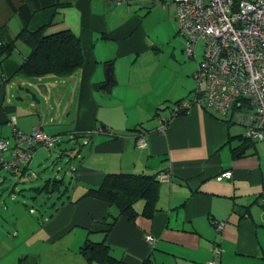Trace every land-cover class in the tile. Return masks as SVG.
Segmentation results:
<instances>
[{"label":"crops","instance_id":"0c3cea01","mask_svg":"<svg viewBox=\"0 0 264 264\" xmlns=\"http://www.w3.org/2000/svg\"><path fill=\"white\" fill-rule=\"evenodd\" d=\"M38 1L43 9L34 14L33 27L54 20L52 31L72 30L81 40L84 64L65 77L11 78L29 53L21 45L20 52L0 65V139L15 144L16 132L30 133L37 127L60 141L80 133L88 136L79 138L82 144L65 175L44 172L31 181L41 186L50 178L70 177L77 182L75 192L67 194L73 201L88 187L98 186L108 173L166 175L167 180L160 182L156 215L152 219L139 215L134 223L120 217L109 232L107 242L122 264H146L148 258L152 264H208L213 259L220 264H264V141L241 140L245 126L238 129V123L212 115L201 101L190 106L186 115L171 119L166 131L162 116H170V110L162 111L161 120L153 118L156 107L191 98L198 88L195 75L202 59L197 56L188 57L196 63L195 79H177L166 88L160 79H142L147 69L138 66L141 56L157 51L158 42L149 40L145 21L154 24L160 14L174 25L173 0ZM8 16L7 7L0 9V25L13 18ZM18 21L14 29L10 25L12 32L19 29ZM180 44L185 52L182 39ZM107 70L111 86H107ZM16 96L22 102L15 103ZM101 126L110 130L103 132ZM136 126L145 131L146 147L130 131ZM51 150L50 156L57 160L61 151ZM2 170L8 169L0 163V190L13 185L15 193L13 181L17 177L22 182L27 174L20 176V169L7 178ZM228 170L233 173L230 180L217 179ZM50 193L53 197L58 192ZM51 202L43 206L47 210L41 221H36L40 246L27 248L20 264H91L79 249L88 239H104L106 226L101 221L116 214V209L92 197L61 208V199ZM142 208L143 203L136 205L139 213ZM20 222L10 223L17 236L19 231L25 234ZM25 235L29 242L32 232ZM214 244L221 249L219 258L212 252Z\"/></svg>","mask_w":264,"mask_h":264},{"label":"trees","instance_id":"16d2710c","mask_svg":"<svg viewBox=\"0 0 264 264\" xmlns=\"http://www.w3.org/2000/svg\"><path fill=\"white\" fill-rule=\"evenodd\" d=\"M5 1L9 11L8 19L12 16H17L20 21V27L17 32H12L8 26L9 20L0 25V65L9 59L15 51L20 52L21 45H25L29 48V53L21 60L16 73L11 78L17 75H24L29 78H41L49 75L65 77L83 66L84 55L82 43L79 36H77L72 30L52 31L51 28L57 24L54 20L39 25L36 28L33 27L32 23L34 14L43 9L38 0ZM111 84L112 82H109L107 86H111ZM198 92L199 91L195 89L193 97L180 99L167 108H157L153 118L161 120L160 116L164 115L162 111L170 110V116H162V123L166 126L165 131L168 130L171 119L186 115L190 106L201 101V95ZM186 104L188 105L187 107L185 106ZM236 108H238V105H236ZM206 109L212 115L222 117L227 122L240 124L233 118L232 114L223 116L218 115L213 110ZM99 129L103 132H108L110 130L106 126H101ZM130 131L135 134L138 139L145 136V131L142 127L136 126ZM82 136H88V133H80L77 134L74 139H67L64 141H60L59 137L55 136L57 139L51 147L42 144L37 145L31 149L30 158L25 164L22 163L17 167L8 168L5 167L2 160L10 161L12 159L13 151H15V148L17 147V144L12 142L8 149L3 151L0 155L1 168L8 169L13 172V174L22 169L18 173L20 176L27 174L30 179H37L39 175L36 172L32 171L29 174L27 172L34 149L39 146H44L52 150L54 148L56 151L59 149L61 153L57 157V160L56 158L54 159V163L58 161V159L61 160L63 157H67V162H71V158H73L80 149H78V144H82L79 141V138ZM75 139H78L77 142ZM240 139L251 140L246 134L240 136ZM73 140L75 142H73ZM22 148L26 149L27 145L24 144ZM6 153L12 154L9 160L5 158ZM160 175L161 174L158 173H108L98 186L88 187L82 196L73 201L70 200L71 196L67 195L70 192V185L65 182V178L63 177L58 179L50 178L45 181L44 185L37 186V188H33L32 190L36 195L46 194V204L52 200V205L55 201L58 203V199H61L62 203L58 208H61V206L65 205L67 202L75 203L87 197L102 200L114 207L117 210V213L111 214L110 217L101 221V223L106 226L102 231L104 239L98 242L88 239L80 247L79 252L85 258L87 263L122 264V259L114 254L110 244L107 242L109 232L120 217H125L127 220L134 223L139 215L147 219H152L156 215L160 210L158 207L160 199V182H162L159 179ZM35 190L37 191L36 193ZM55 190H57L58 193L55 196L56 200H53L54 195L52 197L50 192ZM33 199H35L36 202L38 197L34 196ZM140 201H143L141 213L136 210V205ZM24 206L27 207V210L30 213H33V211H30L33 206L29 205L28 201L24 203ZM43 208L44 207L42 206L41 210ZM53 212H51V214L55 213ZM42 213L45 214L44 209L41 211V214ZM217 227V223H214V228L219 231ZM214 248L220 247L219 245L214 244L212 252ZM144 262L146 264H152L150 258Z\"/></svg>","mask_w":264,"mask_h":264},{"label":"built area","instance_id":"2783aa9c","mask_svg":"<svg viewBox=\"0 0 264 264\" xmlns=\"http://www.w3.org/2000/svg\"><path fill=\"white\" fill-rule=\"evenodd\" d=\"M174 3L178 33L184 39L187 56L196 59L198 44H204V57L198 62L195 75L201 102L218 115L232 114L246 127L247 137L264 141V0H174ZM12 123L15 124V118ZM165 128L163 125L162 130ZM56 139L39 127L30 133L18 131L15 134L18 148L10 161L2 163L8 168L25 164L33 147L40 144L51 147ZM139 141L142 147L147 146L145 136ZM24 144L26 149L22 148ZM9 145L8 139H0V155ZM232 177V171L228 170L217 179ZM159 179L167 180L166 175H160ZM213 254L219 258L221 249L214 248ZM208 264L220 263L213 259Z\"/></svg>","mask_w":264,"mask_h":264},{"label":"rangeland","instance_id":"374dc122","mask_svg":"<svg viewBox=\"0 0 264 264\" xmlns=\"http://www.w3.org/2000/svg\"><path fill=\"white\" fill-rule=\"evenodd\" d=\"M6 5L7 4L5 0H0V9H4L7 7ZM18 19L19 18L17 16H13V18L8 21V26L10 27L11 25V27L14 29L15 22L18 21ZM17 24L19 25V21ZM152 24L149 22V20L145 21V25L150 27L149 30L151 31H149V40L153 41L155 39L158 42L155 44V46H157V51L141 56L138 66L140 68L142 67V69H147L145 74L141 75L143 77L142 79H160V83L164 85L163 88L168 87L167 85L171 83L172 85L177 83V79H195L194 73L196 71V63L195 61H191L186 53L182 50L183 48L182 44H180V39L183 41L184 39L178 33L176 20L174 21L173 25L170 21L164 19L159 14L157 16V22H155L153 25ZM203 45V42H200L197 46L196 54L198 60H201L204 57ZM174 47H177V49L175 50ZM188 71L191 73L189 74ZM17 90L18 89H16L15 92H17ZM151 92L154 93L153 91ZM163 92L164 89L160 90V93ZM31 98H33V95ZM21 100L22 99H20L19 96L14 97L15 103H20L22 102ZM245 109H247L246 106ZM156 110L157 109H155V111ZM235 127L238 129L241 127L244 128L238 124L235 125ZM40 147H38L39 149L37 148L35 151L36 155L35 159L32 161V169L30 172L33 170V172H36L38 175H40L41 173H48L52 171L56 174H59L58 172H60V175H65L64 172L70 167V163L67 162V157H63L61 161H58L57 164H54L55 157L50 156V151H48V149ZM55 151L56 150L53 149V152L51 150V153L55 154ZM9 156L10 154H5L6 159L9 158ZM1 172L2 176L13 178L11 171L2 170ZM26 176L27 177L23 179L22 182H19L15 176L16 179L13 181L14 184L16 182V186H14L15 193L12 192L13 185H10L11 187L9 186L8 189L3 192L0 190V194H3L0 195V253L6 252L3 257H0V264H20L19 259L22 257L23 252H25L27 248L37 249L40 246L36 238L38 236V230H36L38 225L36 221L39 217L42 219L41 211L45 208L44 207L41 210L42 206L48 205L45 201L47 195L34 194L32 189L37 188V181H31L32 179H30L28 175ZM65 182L70 185L69 193L73 194L75 192L74 189L77 186L76 180L67 177ZM36 192L37 191L35 190V193ZM34 196L38 197L36 202L35 199H33ZM53 200H56L55 196L53 197ZM23 201H25L24 203L28 201L29 205L33 206L34 209H30V211H33V213H31L32 216L28 214L27 207L24 206ZM139 203H143V201L138 202L137 206H139ZM24 215L26 216L24 217ZM27 215H29L30 218H27ZM18 219L21 220V228L22 230L24 229L26 235L28 232H32L29 242L24 239L23 235L25 234L23 231L20 232L19 229L17 230L21 235L17 236V232H15L16 228H12L13 225L10 224L14 221H17ZM25 223L27 226H25ZM4 234L8 235V237H6ZM33 240L36 241L33 242ZM44 264L46 263L44 262Z\"/></svg>","mask_w":264,"mask_h":264},{"label":"water","instance_id":"95a60500","mask_svg":"<svg viewBox=\"0 0 264 264\" xmlns=\"http://www.w3.org/2000/svg\"><path fill=\"white\" fill-rule=\"evenodd\" d=\"M106 77H107V82H109L110 81V73H109V70H107L106 71ZM103 86H105V85H103ZM242 153H243V151H242Z\"/></svg>","mask_w":264,"mask_h":264}]
</instances>
